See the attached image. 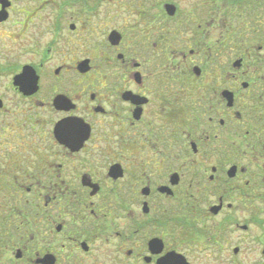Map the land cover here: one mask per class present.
Wrapping results in <instances>:
<instances>
[{"label": "flooded vegetation", "instance_id": "obj_1", "mask_svg": "<svg viewBox=\"0 0 264 264\" xmlns=\"http://www.w3.org/2000/svg\"><path fill=\"white\" fill-rule=\"evenodd\" d=\"M75 3L0 22V264H264V0Z\"/></svg>", "mask_w": 264, "mask_h": 264}, {"label": "rangeland", "instance_id": "obj_2", "mask_svg": "<svg viewBox=\"0 0 264 264\" xmlns=\"http://www.w3.org/2000/svg\"><path fill=\"white\" fill-rule=\"evenodd\" d=\"M12 5H15V8L18 12L22 11V9L24 7H28L30 8H34L37 5H48L45 6V9L43 10V14L45 13H49L50 9L54 8V5H81V4H76L75 1L77 0H9ZM70 9H65L63 11V14L65 17H69L70 15ZM19 20V21H18ZM14 26L12 27V34H22L24 32L25 29H31L32 26H27L26 22H23V16L18 15L17 13L13 14V23ZM11 31H0V42H2L1 44V50L3 52V54H9L10 57H18V55L22 54V48L18 47L20 41H16L15 43H10V41H8V38H6V36H8L9 32ZM11 34V35H12ZM13 37H15L14 35H12ZM4 43H6L5 45H3ZM16 47H18V49H16ZM13 49V50H12ZM7 52H11V53H7ZM24 57L21 58V61H25L23 59ZM5 81L7 82H11V79H5Z\"/></svg>", "mask_w": 264, "mask_h": 264}, {"label": "water", "instance_id": "obj_3", "mask_svg": "<svg viewBox=\"0 0 264 264\" xmlns=\"http://www.w3.org/2000/svg\"><path fill=\"white\" fill-rule=\"evenodd\" d=\"M0 5H2V11L0 12V22H3L7 18V15L5 14V10L11 5V2L9 0H0ZM86 65L87 64H82L80 66V69L86 67ZM16 81L21 84L24 80L18 78Z\"/></svg>", "mask_w": 264, "mask_h": 264}]
</instances>
